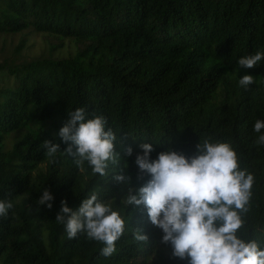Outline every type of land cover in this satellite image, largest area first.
<instances>
[{
	"label": "trees",
	"instance_id": "1",
	"mask_svg": "<svg viewBox=\"0 0 264 264\" xmlns=\"http://www.w3.org/2000/svg\"><path fill=\"white\" fill-rule=\"evenodd\" d=\"M27 30L75 48L0 61V264H264V0H0Z\"/></svg>",
	"mask_w": 264,
	"mask_h": 264
},
{
	"label": "rangeland",
	"instance_id": "2",
	"mask_svg": "<svg viewBox=\"0 0 264 264\" xmlns=\"http://www.w3.org/2000/svg\"><path fill=\"white\" fill-rule=\"evenodd\" d=\"M60 43H63V46H59ZM52 46L58 48L52 49ZM74 48V44L70 41L62 42L50 35L37 33L32 30L15 34L0 33L1 62L6 60L19 64L38 57H67L69 54H73ZM15 138H17L16 135L10 137L9 146ZM161 227L165 240L175 239L177 237L173 221L167 219Z\"/></svg>",
	"mask_w": 264,
	"mask_h": 264
}]
</instances>
